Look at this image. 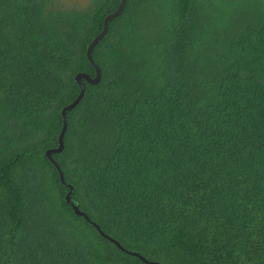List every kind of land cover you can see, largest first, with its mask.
Returning a JSON list of instances; mask_svg holds the SVG:
<instances>
[{
  "label": "trees",
  "instance_id": "16d2710c",
  "mask_svg": "<svg viewBox=\"0 0 264 264\" xmlns=\"http://www.w3.org/2000/svg\"><path fill=\"white\" fill-rule=\"evenodd\" d=\"M120 0H0V264H150L65 199L45 150ZM52 153L73 202L161 264H264V0H126Z\"/></svg>",
  "mask_w": 264,
  "mask_h": 264
},
{
  "label": "water",
  "instance_id": "95a60500",
  "mask_svg": "<svg viewBox=\"0 0 264 264\" xmlns=\"http://www.w3.org/2000/svg\"><path fill=\"white\" fill-rule=\"evenodd\" d=\"M125 1L126 0H120L118 7L114 11L109 12L107 15L104 16V18H103V26H102L101 30L92 38V40L87 45V47H86V56L90 60V62L94 65L95 74L94 75H90V74H88V73H86L84 71H78L74 75V79H75L76 83L79 85L78 94L76 95V97L72 101H70L69 103L65 104L61 108L62 125H61V128L59 130L58 137H57L58 144L56 146H52V147L47 148L45 150V154L47 155V157L52 161V163L57 168L58 173H59V178H60L61 182L64 183L69 188L68 191L65 194V199L68 201V203L72 206L73 210L77 214H80V215L84 216L89 222H91L97 228V230L103 236H105V237L109 238L110 240H112L121 250H123L125 252H128V253H131V254H134V255L138 256L140 259H142L143 261H145L147 263H150V264H161L158 261L149 260L148 258H146L144 255H142L138 251L130 250V249L124 247L117 239H115L114 237H112L108 233H106L97 222L93 221L85 211L81 210L73 202V200L71 198V192H72V189H73V185L65 181L62 168L60 167L58 162L52 156V153L59 152L63 148V145H64L63 137H64L65 130L67 128V111L69 109H71L72 107H74L80 101V99L82 98V96H83V94L85 92V84H84L83 80L85 79L86 81H88L90 83H96L101 78V68H100L99 64L92 57L91 49L94 46V44L107 32L110 18L118 15L121 12V10L124 7Z\"/></svg>",
  "mask_w": 264,
  "mask_h": 264
},
{
  "label": "rangeland",
  "instance_id": "374dc122",
  "mask_svg": "<svg viewBox=\"0 0 264 264\" xmlns=\"http://www.w3.org/2000/svg\"><path fill=\"white\" fill-rule=\"evenodd\" d=\"M58 2H62L65 5H76V6H83L86 4L88 0H57Z\"/></svg>",
  "mask_w": 264,
  "mask_h": 264
}]
</instances>
